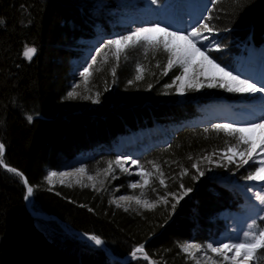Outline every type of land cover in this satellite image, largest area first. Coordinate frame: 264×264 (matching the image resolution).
Masks as SVG:
<instances>
[{
    "label": "trees",
    "instance_id": "obj_1",
    "mask_svg": "<svg viewBox=\"0 0 264 264\" xmlns=\"http://www.w3.org/2000/svg\"><path fill=\"white\" fill-rule=\"evenodd\" d=\"M81 3L0 0V144L5 146L0 160L19 173L0 166V264H120L110 261L100 248L58 230L41 229L24 206L25 180L33 189V210L55 215L60 222L100 238L116 257L143 245L152 264H196L182 245L206 241L210 220L232 201L226 189L207 179L202 165L205 156L232 145L221 130L185 127L168 146L147 157L161 166L167 187L155 178L144 189L145 198L155 201L169 193L168 203H158L152 210L125 211L101 186L50 187L46 181L48 169L79 152L110 148L118 135L154 123L180 124L194 113L195 102L224 95L220 87H201L187 90L185 100L178 102L173 80L180 75L179 67L165 75L167 53L143 47L122 53L118 62L111 50H103L87 83L71 87L70 60L77 56V40L92 37L95 25L105 28L101 18L87 13ZM210 13L207 22L224 35L221 49L226 53L238 52L240 44L263 43L264 0H217ZM26 46L36 49L30 60L24 55ZM227 58L224 55L222 62ZM70 91L76 95L69 97ZM96 99L98 103L93 102ZM193 163H198L203 176ZM107 166L101 163L96 171ZM210 168L222 174L216 166ZM182 169L188 170L186 175H181ZM189 188L186 202L183 192ZM171 193L182 198L177 202Z\"/></svg>",
    "mask_w": 264,
    "mask_h": 264
},
{
    "label": "rangeland",
    "instance_id": "obj_2",
    "mask_svg": "<svg viewBox=\"0 0 264 264\" xmlns=\"http://www.w3.org/2000/svg\"><path fill=\"white\" fill-rule=\"evenodd\" d=\"M210 4H211V0H165L161 4L158 2V0H157V3H155V4L152 3V0H82L81 5L85 7V10L87 13H91L92 16L95 15V17L102 18L104 21H107L106 25H109L111 27L115 26L117 29L113 30L112 32L110 30L111 33H109V35H108V34H106L108 32V30H104V29L100 28L101 26H98L95 29L96 34L92 38H81V39L77 40V42H76L77 56L70 60V71H69L70 86L71 87L81 86L85 83L84 78H82L79 75V73L83 70L84 67H87L90 63H92V57L93 56H96V57L98 56V54L96 52L97 48H100L101 52L105 49L106 50L109 49V50H111L110 52L113 53L114 48L104 47V45L107 43V41L109 39H114V38H116L118 36H122V35H128L132 31H135L138 28H141V27L137 26V24L134 23V21L143 20V19H141V13H138V15H140V16L135 14L138 11L141 12V11H146L147 9H150V10L154 11L155 15H159V13L165 12L163 15L164 21L162 20V23L166 24L165 26L163 24L158 23V22H152V23H150L148 25H144L142 27H152V26L158 24L160 27H166L169 31H175L174 29H172V27L167 26L168 17L166 18V16H169L170 14L173 13V11L177 10L175 8H179L182 10L186 9V8L187 9L193 8V7L198 8L199 11L201 12V16L199 17V19L197 21L193 20L197 14L196 13L194 15V18H192L190 20V23L192 21L191 25L189 23L188 28H186L185 30H180V31H191V28L199 26L200 21L204 18V16H206L208 14L207 10L211 6ZM159 7H162V8H159ZM176 21H177V19L174 20L173 24ZM171 23H172V19H171ZM177 25H179V22H177L175 24V26H177ZM203 35H208V33H203ZM210 39L213 41V43H219V42H217V39H216L215 35H213V34L211 35ZM204 43H208V42H204ZM27 47H29V46H26L24 51H26ZM142 47L145 49V51L147 50L145 48L144 44L140 43L136 46H129L125 50V52L130 51V53H132L133 51H136L137 48L139 50H142ZM263 51H264V46L257 49V50L250 48L247 51L245 50L244 52H241L239 54V56L233 57V59L231 60L232 61L231 62L232 67H230L229 69H227L226 67H223L222 65H220V67L225 68L226 71H230L233 74L234 71L240 70L242 67L241 68H239V67L243 66L245 63H247L251 59V57H253L254 55L257 54V52H263ZM125 52H123V53H125ZM211 55L213 57H216V56L218 57L219 52L213 50L211 52ZM200 59H202V58L197 56V58H196L197 62ZM216 62L219 63L217 60H216ZM174 67H179V66L176 65ZM179 69H180V67H179ZM90 71H91V69H90ZM181 71L182 70L180 69V74H181ZM206 71L213 72L214 70L206 69ZM217 75H219V74H217ZM199 80H200V82H202L205 85L208 83V80L206 79L205 76H200ZM179 84H180V82L177 81L175 90L177 89ZM217 87H219V86H217ZM200 88H196V89L198 90ZM205 88H208V87L205 86ZM112 89L115 90L113 87H112ZM221 89H223V94H224L223 96L224 97L215 98V99H212V98L209 99V97H203V99L204 98L206 100L208 99L207 101L202 102V103L206 104V106H204L203 110L201 111L202 115L199 116V118L197 120H195L194 123L199 124V125H204L205 128L206 127L207 128H214L213 126L216 124H225V123H231L237 127L244 126L245 123H243V121L241 122L239 120V117L242 116L241 113H249L252 111V109L246 107V105L243 107V105L241 106V104H246L247 102H249L250 99L249 100H247V98L244 100L240 99V98L237 99V98H235V96L236 95L242 96L243 93L229 92L224 88H220L219 90H221ZM187 90H189V89L186 88L184 90L183 94L177 92V90H176V98H177L178 102H182L183 100H185ZM228 96H231V98H226ZM214 100L217 101V104H214V102H213ZM239 100H242V102H240ZM237 104H238V106L240 105V107L235 108L237 106ZM240 110H241V112H239ZM220 116H222V117H220ZM234 117H236V120H234L235 119ZM222 132H224V131H222ZM171 133L172 132L170 130H164V129H161L159 127H154L152 129L143 130V131H139L136 133H131L130 135L119 138L115 142V144L112 148V155H110L111 153H109V154L106 153L102 157H98V155L96 157H93L96 154V151L91 150V152H90L89 150L88 151L86 150L84 152L79 153L77 156H74L72 158H68L67 160L58 163L56 165V168L47 170V175L49 172H57V173L69 172V173H71L74 169L83 166L86 169V171L83 174H76L75 176H68V177H63V178H61L59 176H55V177H52L51 183H49L47 179H46V181L50 187L51 186H66V185H77L80 187H84L81 184L75 183V180L78 177L82 181V183L88 185L87 187L90 189L98 188L99 186H101L105 190L109 191V193L111 194V196H110L111 200L112 201H118L122 205L121 208H123V209H125V207H128V209H130V208L134 209L136 207L140 208L138 205L135 204V201L127 202V201H120L119 200V198L121 196L141 197V189L139 187L136 189H132L128 186L130 183H133V182L142 183V181L140 180V176L136 174L137 170H138L137 165H132L131 160H133V159L137 160L139 167H142L145 170L151 171L154 173L153 176L149 178L150 183L155 178L157 179L159 174H158V172H156L155 169L152 168V164L150 163L149 160L143 159L146 152H142L141 149L140 150L136 149L139 151L135 152L134 151L135 149L132 150L131 146H132L135 138L136 139L138 138L139 140L140 139L144 140L146 138V140L144 141V144H143V147H145L146 145H149L150 143H152L154 141H157V140L162 141V139L169 138ZM246 135H251V134L246 133ZM228 136L230 138L228 141L231 142L232 144H235L236 143L235 136L229 135V134H228ZM128 143H130L131 145H128ZM121 145H125V146L128 145L127 146L128 152L124 151L123 154L119 153L118 148ZM138 145H139L138 146L139 148H142V146L140 144H138ZM243 147H245V146L241 145V149ZM224 150L220 151L219 153L210 155L211 159H212L211 163H209V161L205 159V162L202 164V165H204V167L207 170V179L216 185H220V186L227 187L230 189L240 188L241 192H242V197H243L242 202L244 201V204L242 203L241 206L238 207L237 212H234V213L225 214L226 213L225 211H220L214 217L215 220L213 219V221L211 222L210 230L208 231V234H207L208 238L203 243H197V242H192V241H188L187 243H185V244H200L201 245V251L195 252L194 256H190L194 259L196 264H197V261H199V264H224L222 257H220V256L216 257L215 254L206 250L207 244L212 243L217 237H219L221 235V232H220L221 229L224 228L226 231L229 230V224L231 222H232V224L234 222L235 223L237 222V224H239L240 221L244 217L249 216L251 212L255 213V215H256V212H261V215H264V210H260V211L257 210L256 211L255 208H253L249 205L250 204L249 202L245 201V195L248 194L249 192H251V190L253 189L252 185H251L252 181L246 179V177L248 175H250L249 174L250 166L258 167L259 165L252 163V162H249V164H246L243 167L238 168L236 164H228L225 160L221 159V157L224 154ZM239 150L240 149H238V151ZM128 153H129V155H128ZM117 159L121 160V163L123 164V166L125 168L128 169V171H126V172L121 171L120 167L115 164V161ZM236 159H237V161H239V157H236ZM257 159H259V157H257ZM101 163H107V165H109V163L112 164V171L107 176L104 175V172L108 168V166L105 169L96 171V168H98ZM218 163L223 164L224 166L218 167L217 166ZM72 164H74V166H72ZM212 166L213 167L216 166L218 169L217 171H219L222 174H218L217 172L212 171V169L210 168ZM87 169H90V170L96 171V172L91 173ZM254 172H255V169L251 174H254ZM89 176H92L94 179L92 181H89L88 180ZM61 179L64 180L63 184L60 183ZM101 181L103 182L102 184L100 183ZM93 183H95V187L92 186ZM148 188H149V185L145 189H148ZM150 188H152V187H150ZM128 192H131V193L139 192V194L130 195V194H127ZM147 192L148 191H144V196L141 198L150 201L149 199L145 198V195ZM241 192H239V190H238V194L240 196V199H241ZM25 195L27 196V199H25V200H30V196H28L26 194V192H25ZM25 195H24V198H25ZM184 196H185L184 199L187 202L189 200L190 193L188 192L187 195H184ZM256 197H254V200L259 201V200H257ZM24 198H23V201H24V205H25ZM114 204L117 206L116 203H114ZM25 209H26V207H25ZM27 210L28 209H26V212H27ZM248 210H252V211L248 212ZM38 216H41L40 218H38L41 221L40 222L41 228L45 229L48 232H50V231L51 232H58L59 231L60 233L65 234L67 237L74 238L75 240H78L80 242H84L91 247L97 248V247L101 246V245H96L95 242L92 239H90V237L92 235H88L87 233H84L80 230L74 229L72 226H70L66 223L60 222L59 219L54 217L55 215L54 216H52V215L47 216L45 214H38ZM42 216H44V217H42ZM226 218H228V219H226ZM251 221H252V219H251ZM50 222H53L56 227H54V225H52L53 223H50ZM251 229H253V228H251ZM56 230H58V231H56ZM245 231L254 232L253 230H250L249 227H247V229ZM243 233H240L241 238H239V239L243 238ZM138 247H140V246H138ZM144 250L145 249L143 247V252L138 253L135 257H133V255H132L133 252H132L129 256H127V257H129L128 260H134V261L143 260V261H146L147 264H152L151 259L148 258V256L146 255ZM145 256L147 257V259H145ZM209 257H212V259L210 260ZM250 259H248V260H250ZM244 261H245V259H244ZM252 261L255 262V264H264V249L263 250L259 249L258 252L255 254V259ZM121 262L126 263V261L124 262V260Z\"/></svg>",
    "mask_w": 264,
    "mask_h": 264
},
{
    "label": "snow or ice",
    "instance_id": "obj_3",
    "mask_svg": "<svg viewBox=\"0 0 264 264\" xmlns=\"http://www.w3.org/2000/svg\"><path fill=\"white\" fill-rule=\"evenodd\" d=\"M216 2L217 0H211L212 4H215ZM152 3H157V0H152ZM210 19V16H205L200 21L199 26L192 27L191 31H169L166 27H160L158 24L152 27H141L135 31H132L128 35H122L114 39H109L104 47L114 48L112 55L115 57L117 62L120 59V55L125 52L129 46H136L140 43H143L146 49L151 48L153 50H159L162 48L163 51L168 55L164 74L167 75L168 71L176 65H178L182 70L181 74L176 75L173 80V84H175L177 81L180 82L176 90L181 94H183L186 88L196 89L205 86L208 88L219 86L220 88H224L229 92L264 93V82H260L258 86L257 82H251L249 79H241L238 75H233L230 71H226L225 68L220 67V64L216 62V58L211 55V52L213 50L219 51L220 45L219 43H213V41L210 39L211 35L216 31V29L207 22ZM203 33H208V35H203ZM96 52L99 55L101 49L97 48ZM35 53L36 49L34 47H27L24 55L30 60ZM197 56L202 58L198 62L196 60ZM96 61L97 57L93 56L92 63H90L87 67H84L79 73V75L84 78L85 83H87L88 79L90 78L92 74L90 69L93 67ZM105 62H107L106 55ZM206 69H212L214 71L208 72ZM136 72V79H142V76L140 75L142 68L139 64L136 66ZM112 75H116L115 68L112 69ZM200 76L206 77L208 80L206 85L200 82ZM129 83H131V81ZM149 87H151V85H149ZM166 87H171V85H166ZM75 95L76 93L74 91H70L68 93L69 97H73ZM93 102L98 103L99 100L96 99ZM28 119L31 120L32 117L29 116ZM213 127L216 130H222L229 135H234L236 139L235 144L228 146L224 150V154L221 159L225 160L228 164H236L238 168L249 164V162L258 164L259 166L255 168L254 174L248 175L246 179L250 181L264 182V156L261 155L264 154V121L259 123L248 122L242 127H237L231 123L216 124ZM258 129L261 130V135L258 139H254L251 135H246V133L251 134L256 132ZM241 145H244L245 147L241 149ZM238 149L240 150L238 151ZM4 151L5 146L0 144V157L3 156ZM236 157H239V161H237ZM257 157H259V159H257ZM189 159H191V157H189ZM204 159L208 160L209 163L212 162L211 156H205ZM0 163H3V161L0 160ZM150 163L152 164V168L159 173V184L166 188L167 185L165 182V174L162 171L161 166L155 162ZM115 164L120 167L121 171H128V169L123 166L120 159H117ZM131 164L137 165L138 170L136 174L140 176L142 183L133 182L128 186L132 189L139 187L141 189V197H143L144 189L150 183L149 178L152 177L154 173L139 167L138 161L135 159L131 160ZM217 166L223 167L224 165L218 163ZM192 168L197 169L200 176L204 175V172L199 169L198 163H193ZM8 170L16 172V170L12 168H9ZM85 171L86 169L81 166L74 169L71 173L49 172L46 179L49 183H51L52 177L59 176L63 178L75 176L76 174H83ZM111 171L112 164L109 163L104 175L107 176ZM187 172V169H182L181 175H186ZM192 178L196 179L197 177L193 176ZM93 179L94 178L92 176L88 177L89 181H92ZM25 183H27L26 180ZM60 183L63 184L64 180L61 179ZM75 183L81 184L84 187L88 186L83 184L78 177L76 178ZM100 183L102 184L103 182L101 181ZM92 186L95 187V183H93ZM183 187V184H181V188ZM152 191L155 192L156 189L153 188ZM190 191H192V189H187L183 192V195H187V193ZM32 192V187H28V196H31ZM168 195L169 193L166 192L163 196H160L157 200L151 202L146 199H142L141 197L134 196H121L119 200L127 202L135 201V204L140 208L152 210L158 203L167 204ZM171 195H173L177 202H179V200L182 198V196H175L174 193H171ZM256 198L261 202V204H264V195H257ZM113 203H116L117 207L122 206L118 201H113ZM175 207L176 204L173 203L172 208L175 209ZM127 210L128 207H125V211ZM260 219L264 220V217H260ZM249 228H256V219H253L252 224L249 225ZM90 239H92L96 245H100L102 243L101 239L96 236H91ZM259 249H264V228H259L258 231L254 232L245 231L243 233V238L234 242H219L217 246H214L213 243H209L206 246L207 251H210L216 256L222 257L225 264H237L238 257H243L244 259L254 258ZM182 251L187 253L189 256H194L195 252L201 251V245L184 244L182 245ZM142 252L143 245L134 249L132 255L135 257L138 253ZM228 253H232V255L229 256ZM145 259H147L146 256ZM209 259L211 260L212 257H209ZM197 264H199V261H197Z\"/></svg>",
    "mask_w": 264,
    "mask_h": 264
},
{
    "label": "bare ground",
    "instance_id": "obj_4",
    "mask_svg": "<svg viewBox=\"0 0 264 264\" xmlns=\"http://www.w3.org/2000/svg\"><path fill=\"white\" fill-rule=\"evenodd\" d=\"M175 9H177V10L173 11V13L171 12L172 14H170L169 16L165 15L166 18L168 17L167 26L172 27V29H174L175 31L185 30L186 28H188V24L190 23V20L192 18H194L195 13L192 10H189L187 8H186L187 10H184V9L182 10L179 8H175ZM138 13H141V19H143V20L134 21V23L137 24V26H139V27H142L144 25H148L152 22H158L160 24H163L164 26L166 25V24L162 23V20L164 21L163 15L165 12H163V13L161 12V13H159V15H155L153 10L147 9L146 11H141V12L138 11L135 14L138 15ZM138 16H140V15H138ZM171 19H172V23H171ZM176 19H177V21L173 24L174 20H176ZM177 22H179V25L175 26V24ZM216 60L219 63L224 64L220 60H218V59H216ZM234 73H233V75H238L241 79H249L251 82H257V84L259 86L260 82H264V51L254 55L253 57H251V59L247 63H245L240 70H236V71H234ZM235 97H239L240 99H243V100L246 98H247V100L250 99L249 102H247L246 104H241V106L243 105V107L246 105V107L252 109V111L249 113H241L242 116L239 117V120L241 122L243 121V123L246 124L248 122L259 123L261 121H264V93H243L242 96L236 95ZM239 101L242 102V100H239ZM238 107H240V105L238 106V104H237V106L235 108H238ZM239 112H241V110ZM220 117H222V116H220ZM234 118H235L234 120H236V117H234ZM172 124H174V123H172ZM251 135L254 139H258L259 136L261 135V130L258 129L256 132L251 133ZM135 140H134V142H135ZM134 142H133V144H134ZM128 145H131V144L128 143ZM128 145H126V146L121 145L118 148V152L123 154L124 151H127ZM132 150H134V149H132ZM134 151L137 152L138 150L135 149ZM128 155H129V153H128ZM261 155L264 156V154H261ZM72 166H74V164H72ZM251 183H252L251 185H252L253 189L251 190V192H249L248 194L245 195V201L249 202L250 203L249 205L251 207L255 208L256 211L257 210L260 211L261 209H264V204H261L260 201L254 200V197H256L257 195H264V182L252 181ZM42 217H44V216H42ZM226 219H228V218H226ZM248 222H249L248 216L244 217L240 221V223L238 222L239 224H237V222L236 223L234 222L232 224V222H231L229 224V230L226 231L224 228L221 229V231H220L221 235L219 237H217L212 242L213 245L217 246L219 242L228 243V242H234V241L239 240V238H241L240 233H243L245 231V228H246ZM228 255L231 256L232 253H228ZM241 262H242V264H255V262L251 261V259L250 260L245 259V261H244V258L238 257L237 258V264H241ZM224 264H225V262H224Z\"/></svg>",
    "mask_w": 264,
    "mask_h": 264
}]
</instances>
